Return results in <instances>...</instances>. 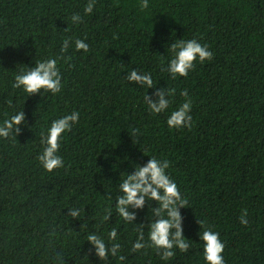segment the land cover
Segmentation results:
<instances>
[{"label": "trees", "instance_id": "obj_1", "mask_svg": "<svg viewBox=\"0 0 264 264\" xmlns=\"http://www.w3.org/2000/svg\"><path fill=\"white\" fill-rule=\"evenodd\" d=\"M142 2L0 0V128L8 133L0 136V264H207L205 229L219 233L224 264H264V0ZM193 39L213 58L174 78L172 45ZM49 58L59 93L13 86ZM132 72L152 85L130 80ZM161 95L169 106L156 114L148 105ZM188 99L191 127H169ZM76 112L56 153L64 166L48 172L41 141L52 121ZM152 157L170 162L166 173L187 202L175 208L189 249L174 246L169 259L149 236L172 219L170 209L149 193L143 206H124L132 220L118 211L123 183Z\"/></svg>", "mask_w": 264, "mask_h": 264}, {"label": "clouds", "instance_id": "obj_2", "mask_svg": "<svg viewBox=\"0 0 264 264\" xmlns=\"http://www.w3.org/2000/svg\"><path fill=\"white\" fill-rule=\"evenodd\" d=\"M94 2L89 3L85 7V13L90 14L93 11ZM148 7V0H143L141 8ZM76 19H79L77 16ZM66 43V42H65ZM76 49L89 50V45L83 40L77 39ZM172 51L176 53L175 58L171 59L169 65V71L175 78L177 75L186 77L189 70L194 68V64L199 59L200 63L213 58V53L208 49L206 45H201L197 40L180 41L172 45ZM59 69L57 68V61L54 58H49L46 62L38 63L37 67L31 71H27L24 75H17L15 77L16 88L23 86L24 91L29 94L37 93L40 89L51 90L53 93H59L61 91L60 81L58 78ZM133 81H144L149 86L153 81L150 75L143 77L137 75L136 72H132L129 77ZM181 95L188 97L187 90H184ZM169 102L163 99L159 106L156 104H150L148 107L156 114H159L162 110L168 108ZM192 101L188 99V102L183 103L179 110L173 111L167 124L172 128L191 127L192 117L189 115L191 111ZM80 113L76 112L74 115L65 116L52 121L47 135L44 136L41 143L45 145L43 153L38 156V160L41 166L48 172H53L55 169L62 168L64 162L61 156L56 155L60 149V139L62 134L67 131H71L70 121H79ZM24 119L23 112L12 117L9 121H5L8 128H11L12 124L19 125ZM8 133L3 128H0V136H7ZM170 166V162L164 160V166L161 167V160L152 157L147 166L138 169L135 175L129 176L122 185V191L125 194L124 198L119 200L118 211L124 220H132L133 217L125 209V205L134 204L137 207H141L144 204V195L151 193V198L161 202L163 209H170L169 215L171 220L162 219L154 223L151 227L149 240L152 245L157 249H164L163 259H169L174 256L172 249L174 246H178L181 252H187L189 244L183 239L182 229L180 228V215L175 208V202L180 201L181 205H186V200L181 199V194L178 190L177 184L166 173V169ZM155 185V187H153ZM161 191L163 195H161ZM143 194V195H141ZM139 196V198H138ZM73 216L79 213L75 210L71 213ZM247 210H244V215L241 216V223L247 225L248 221L245 219ZM203 224V222H201ZM175 228V234L172 236V229ZM111 237L116 236L115 229L110 233ZM171 237V238H170ZM88 239L97 245L98 253L101 258L106 257L105 245L97 239L95 235H90ZM201 239L204 244V258L207 264H224V252L225 245L219 239V233H214L211 230L205 229ZM116 247H119L117 245ZM144 247L137 243L135 248L137 250ZM115 253V249L113 250Z\"/></svg>", "mask_w": 264, "mask_h": 264}]
</instances>
